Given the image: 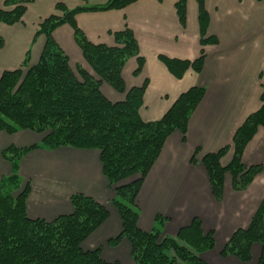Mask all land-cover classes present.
I'll list each match as a JSON object with an SVG mask.
<instances>
[{"label": "crops", "instance_id": "0c3cea01", "mask_svg": "<svg viewBox=\"0 0 264 264\" xmlns=\"http://www.w3.org/2000/svg\"><path fill=\"white\" fill-rule=\"evenodd\" d=\"M0 0V8H3ZM108 0H35L27 6L22 21L13 25L0 22V75L5 70L21 66L27 51L29 63L40 56L44 37L34 33L37 24L56 13L55 5L68 8L79 5H100ZM176 0H136L119 9L84 11L75 15L76 25L93 43L114 45L113 33L130 28L143 58L141 70L134 73L138 61L128 59L122 69L126 89L140 86L147 80L143 105L139 115L144 121L159 119L179 94L191 86L205 88V93L190 116L185 138L178 131L165 140L161 152L142 182L137 195L138 225L149 231L157 214L166 218L162 225L164 236H174L193 217L201 220L205 231H213L215 246L204 252L202 264H258L259 246L252 250L253 258L241 262L233 256H221L219 250L237 228H245L264 196V127H259L244 148L242 162L246 166L261 165L244 191L232 189L231 177L226 175L220 200L210 189L209 179L201 163L207 152H215L231 143L243 120L258 109L264 90V0H205L209 16L207 35L217 43L200 46L198 6L196 0L186 1V23L181 25L175 10ZM53 37L64 50L72 67L80 65L90 71L74 40L73 28L65 23L53 31ZM203 48L202 70H187L175 78L158 58L193 60ZM103 94L119 101L117 93L102 83ZM42 135L28 130L8 134L0 130V179L11 173L10 163L1 155L9 145L17 147L39 143ZM197 150L195 161L191 157ZM229 150L221 159L226 164ZM18 174L29 183L26 213L29 218L52 220L72 211L70 197L74 193L90 196L108 211L107 219L81 244L83 249L101 248L108 261L136 264L127 240L108 246V239L117 235L121 220L111 204L114 196L103 174L97 149L70 146L56 149H33L18 163Z\"/></svg>", "mask_w": 264, "mask_h": 264}, {"label": "trees", "instance_id": "16d2710c", "mask_svg": "<svg viewBox=\"0 0 264 264\" xmlns=\"http://www.w3.org/2000/svg\"><path fill=\"white\" fill-rule=\"evenodd\" d=\"M35 0H4L0 22L13 25L22 21L27 6ZM136 0H108L100 5H79L68 8L55 5L56 13L43 18L34 38L44 37L38 61L30 65L29 51L20 67L5 70L0 75V130L8 134L28 130L42 135L39 143L17 147L9 145L1 155L11 165V173L0 179V264H122L108 261L101 248L83 249L82 242L108 217L104 204L90 196L74 193L70 197L72 211L48 221L29 218L26 199L29 183L18 174L20 158L33 149H56L70 146L97 149L102 171L113 190L111 204L121 220L117 235L108 239L109 246L127 240L130 255L136 264H202L201 255L215 246L214 232L205 231L201 220L193 217L174 236H164L166 218L157 214L151 230L138 225L137 195L142 182L158 158L166 138L178 131L185 138L190 116L202 100L205 88L191 86L181 92L172 105L157 120L144 121L139 115L145 80L140 86L126 89L122 69L128 59L136 57L134 73L141 70L143 58L138 43L127 26L113 33L114 45L93 43L75 23V15L84 11L119 9ZM162 1V0H158ZM186 1L176 0L175 10L181 25L186 23ZM205 0L198 6L199 43L201 47L217 43L207 35L209 16ZM73 28L74 40L93 74L80 65L71 68L67 54L53 37L62 24ZM4 41L0 36V48ZM168 71L181 78L187 70L199 73L204 63V50L193 60L158 57ZM102 83L124 94L111 101L101 90ZM261 104L250 113L233 134L231 143L202 156L211 189L220 200L226 175L232 189L243 191L263 167L246 166L242 154L259 127H264V90ZM232 152L226 164L221 159ZM197 150L191 157L195 161ZM259 246L258 264H264V196L245 228L235 229L222 248L221 256H233L241 262L253 258L252 250Z\"/></svg>", "mask_w": 264, "mask_h": 264}, {"label": "rangeland", "instance_id": "374dc122", "mask_svg": "<svg viewBox=\"0 0 264 264\" xmlns=\"http://www.w3.org/2000/svg\"><path fill=\"white\" fill-rule=\"evenodd\" d=\"M38 25V24H37ZM71 68L75 69V67H72V65L70 64ZM86 70V69H85ZM87 71V70H86ZM88 72V71H87ZM90 74H93L92 70L90 69L89 71ZM258 175V174H257ZM256 177V176H255ZM253 181V180H252ZM249 186V185H248ZM244 191V190H243ZM259 206V205H258ZM253 216V215H252ZM251 220V219H250ZM249 224V223H248ZM109 246V245H108ZM136 263V262H135Z\"/></svg>", "mask_w": 264, "mask_h": 264}]
</instances>
